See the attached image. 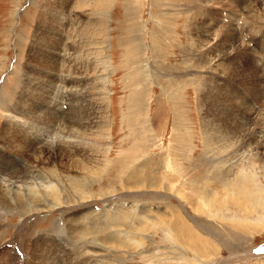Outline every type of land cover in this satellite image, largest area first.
<instances>
[{
	"label": "rangeland",
	"instance_id": "obj_1",
	"mask_svg": "<svg viewBox=\"0 0 264 264\" xmlns=\"http://www.w3.org/2000/svg\"><path fill=\"white\" fill-rule=\"evenodd\" d=\"M20 247L264 264V0H0V262Z\"/></svg>",
	"mask_w": 264,
	"mask_h": 264
},
{
	"label": "bare ground",
	"instance_id": "obj_2",
	"mask_svg": "<svg viewBox=\"0 0 264 264\" xmlns=\"http://www.w3.org/2000/svg\"><path fill=\"white\" fill-rule=\"evenodd\" d=\"M93 2V1H92ZM98 4V3H97ZM98 5H100V4H98ZM97 5V6H98ZM101 6V5H100ZM95 7V6H94ZM98 8V7H97ZM134 9V8H133ZM99 10V9H98ZM126 10L127 9H125V12H126ZM97 11V10H96ZM131 13L132 12H130L129 11V15H131ZM128 12H126V16H127V18H128ZM193 19V18H192ZM129 20V19H128ZM126 21V20H125ZM240 22V21H239ZM195 24V23H194ZM132 27V26H131ZM131 32V31H130ZM129 34V33H128ZM130 35V40L132 41V33H130L129 34ZM135 39V38H134ZM134 41V40H133ZM130 42V41H129ZM137 49H138V47H137ZM137 51V50H136ZM231 51V50H230ZM64 69V68H63ZM170 83V82H169ZM172 87V86H171ZM46 138V137H45ZM145 161V160H144ZM230 163V162H229ZM146 166V165H145ZM128 168V167H127ZM133 169V168H132ZM132 169H131V171H132ZM140 168H137V170H139ZM143 169V168H142ZM144 170V169H143ZM130 171V172H131ZM141 171V170H140ZM138 172V173H137ZM136 173L137 174H140L139 173V171H137ZM148 172H150L149 170H148ZM148 172H146V173H148ZM128 174V173H127ZM135 174V173H134ZM129 175V174H128ZM150 175V174H149ZM148 175V176H149ZM137 176V175H136ZM141 176V175H140ZM139 176V177H140ZM143 176V175H142ZM133 177V176H132ZM135 177V176H134ZM145 177H147L146 175L144 176V179H145ZM156 178V177H155ZM244 178L245 177H242V180H244ZM133 179V178H132ZM135 179V178H134ZM141 180V179H140ZM151 180H153V179H151ZM208 180V179H207ZM139 181V180H138ZM144 181V180H143ZM148 181V180H147ZM127 182V181H126ZM140 182V181H139ZM138 182V183H139ZM243 182V181H242ZM133 183H136V181H134ZM149 183V182H148ZM236 183V182H235ZM142 184V183H141ZM145 184H146V182H145ZM209 185V184H208ZM149 186V185H148ZM236 186V185H235ZM234 186V187H235ZM238 186V185H237ZM207 188H209V187H207ZM225 188V187H224ZM244 188V187H243ZM246 189V186H245V188H244V190ZM133 190V189H132ZM255 201V200H254ZM256 203H258V202H256ZM76 217V216H75ZM74 218V217H73ZM78 224V223H77ZM85 224V225H84ZM83 225L84 226H82V227H84V230L82 231V238H87V237H92V236H94L95 234H97L96 233V229H95V226H94V224L93 223H90V222H83ZM89 225H93L91 228H90V226ZM75 229V228H74ZM82 230V229H81ZM92 230V231H91ZM98 231H100V230H98ZM242 231V230H241ZM243 232V231H242ZM185 233H186V231H185ZM177 234H178V232H177ZM237 234V233H236ZM235 234V235H236ZM234 235V236H235ZM185 236V235H184ZM191 236V235H190ZM238 236V235H237ZM240 236H242L241 234H240ZM193 237V236H192ZM74 238V237H73ZM81 238V239H82ZM197 238H198V236H197ZM239 238V237H238ZM240 239V238H239ZM195 240V239H194ZM200 240V239H199ZM77 242H79L80 243V241H77ZM76 242V243H77ZM75 243V244H76ZM77 245V244H76ZM34 246V245H33ZM19 248V247H18ZM48 248V247H47ZM26 249H24V248H22L21 249V247H20V257H23V255L24 256H28V261H31L30 263H32V264H50V261H49V259H51L52 260V258H48V257H46V256H40V254L43 252V251H40V252H37L36 251V254H35V252H34V250H36L35 248H31L30 249V251H29V249L27 250V251H25ZM76 250H77V248H76ZM75 250V251H76ZM78 250H80V249H78ZM15 251V250H14ZM78 252V251H77ZM21 253H22V255H21ZM6 254V253H5ZM14 254H15V256H16V254H17V249H16V252H14ZM45 254V253H44ZM56 254V253H55ZM76 254V256L78 257V255H77V253H75ZM74 254V255H75ZM83 257V256H82ZM27 258V257H26ZM77 259V258H76ZM17 260H18V258H17ZM20 260V259H19ZM61 260H63V259H61ZM16 261V260H15ZM79 261V260H78ZM22 262V261H21ZM0 263H2V264H4V260L2 259L1 260V262ZM52 263V262H51ZM60 263V262H59ZM81 263V262H80ZM87 263V262H86ZM21 264V263H20ZM73 264H79V263H75V262H73ZM83 264V263H82Z\"/></svg>",
	"mask_w": 264,
	"mask_h": 264
}]
</instances>
